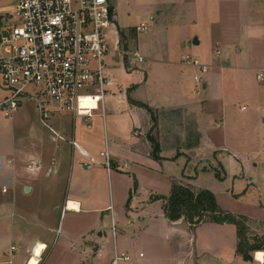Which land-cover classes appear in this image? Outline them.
Returning a JSON list of instances; mask_svg holds the SVG:
<instances>
[{
	"label": "crops",
	"instance_id": "obj_1",
	"mask_svg": "<svg viewBox=\"0 0 264 264\" xmlns=\"http://www.w3.org/2000/svg\"><path fill=\"white\" fill-rule=\"evenodd\" d=\"M185 1L187 0L182 2ZM244 1L251 5L254 0ZM214 2L223 5L228 4L229 0H214ZM173 6L174 13L176 5ZM262 7L264 9V6ZM179 11L186 12L188 10L181 8ZM115 18L118 22L116 11ZM195 18L196 16H193L191 18L193 21L189 20L188 23L192 21L191 25H193ZM227 18L228 14L224 20L226 21ZM156 19L155 16L152 17V20ZM262 19L254 22L255 24L250 23L254 28L251 32L253 38L256 36L264 39V12ZM145 24L148 26V30L138 31L137 27H134V31L132 29L133 33L137 30L139 36L140 32H150L151 27L147 23ZM157 27L158 39L161 43L158 52L163 56L165 67H161L160 77L154 79V83L157 87H162V84H164L163 91H161L162 96L161 94L155 96L149 88L150 84L148 85L142 78L137 83H128L120 94L116 93L117 87H119L118 76H122L123 72L128 74L136 72L129 70L134 61L131 62L115 56L120 60L114 57L108 69V74L114 80L115 85L112 93L104 98L106 116L103 120L105 121L107 118V98L115 100L116 103L113 104L118 105L120 110H128L132 113V115H129L130 120L125 118L127 125L125 127L121 126L119 130H114L112 140L110 141L108 138L105 141V151L112 157L110 168H107L104 163L101 164L94 160L91 153L96 143L95 141H86L83 134L78 140H76L74 134L71 139L72 142L64 141L65 139L60 137L62 143L59 142L56 146L57 139H43L36 133L37 128L31 127L29 131L25 130L29 132L28 135L31 137V143L26 151L32 150V157L38 156L35 158L39 160L33 158V160L27 161L25 168L29 170V173H21V161H26V158L24 154L18 155L22 152L15 145L17 139L22 138L21 128L16 124H18V113L22 110L25 100L14 115L11 117L5 115L12 120L14 125L12 130L14 156L13 158L5 157L3 154L0 156V189L2 193L7 195L12 190L15 197L19 187L21 189L30 187V192L22 191L23 194L35 193L39 196L52 193L55 200L50 204L52 207L48 208L47 211L58 212L61 204L64 217L61 219L64 223L62 226L61 224L56 226L42 221L41 217L38 216L36 219L42 227L32 223L31 226L26 221L24 225L28 226V229H24L25 232L33 227L39 228L41 233L39 234L38 231L32 237H24V251L18 255L14 254L17 251L14 246L10 248L12 253L2 252L0 249V264H29L30 258L34 255L39 260V264H113L116 257L122 256L129 257V260H119L118 264H264V258H258V254L263 253L264 255V251L255 253L253 262H245L237 254L238 238L234 225L204 223L192 229L185 220L171 222L166 218L164 212L166 201L164 199L160 200V198L170 196L172 184L174 181H178L175 179H178L181 174L182 177L179 179L183 178L184 181H191V187L195 190H203V188L195 185V181L199 179L197 171L200 168H203V171L215 172V167L223 170L222 163L228 159V156V160H232L230 158L241 159L243 156V153L240 152L242 148L238 150L229 145L228 135L230 132H237V137L242 138L239 147L249 145L250 141L254 144V147L245 152L244 156H253V168H259L260 157L264 156V107L259 110L248 107L247 104L243 103L239 106L240 112L244 114L251 111L248 113L249 116L244 115L246 117H243L241 115L243 120L230 121L229 105L227 103L229 90L231 86L234 87V82L239 93L240 86L238 88V84L241 85L245 82L238 71L249 59L246 44L250 34L248 33L249 37H247V33L244 34L241 29H238L239 42L227 38L230 41L228 44L229 54L224 55L221 61L217 62L212 60L205 52H198L201 62L196 57L186 54L187 50L191 51L193 50L192 47H198L201 44V38L197 37L195 38L198 39V44L194 43L195 32H190L192 31L191 27L189 28L190 31L182 35V41L175 38L177 44L175 50H178V48L183 49L179 57L181 59L177 58L174 44L172 48L170 41H173V36L168 28ZM231 27L227 28L226 25L225 30L228 31ZM213 28L214 26L210 27L211 31ZM161 30L164 35H162ZM217 30L218 36L224 31L222 28ZM118 37L120 39L119 33ZM222 39L223 37L218 39L220 45L224 43ZM237 43L241 44L237 45ZM217 54L221 55L222 52L217 50ZM185 57L199 60L201 65L207 67V71L202 72L200 67L184 62ZM146 61L145 58L144 62ZM187 67L196 68L202 73L221 70L219 75L212 72L208 75V79L214 83L216 78L220 77V80H217L215 93L208 96V99L200 100L197 103L192 100L189 103L186 95L188 92H185V88H189L190 85V79L184 71V68ZM253 69L256 71L257 81H262L264 75L261 79L258 78V75L264 70V67ZM194 77L197 83L194 84V93L198 94L200 90L206 92L209 89V81L203 79L204 82L199 86L198 83L201 84V79L197 76ZM230 83L231 85H229ZM167 90L169 93L166 92ZM231 91L230 95L234 94V90ZM238 92L236 93L237 96L240 95ZM5 97V93L0 90V103ZM130 99L148 106L153 111L157 118L155 128L153 127L152 114L145 108L132 103ZM184 107L189 108L190 114L183 111ZM196 112L199 114L197 121L194 118ZM180 115L185 116V119H180ZM191 116L194 119H192V123L190 122ZM72 119L76 129L78 118ZM80 119L87 124L83 118ZM42 120L46 130L52 129L51 125L48 124L52 121L50 118L47 120L42 118ZM121 120L123 121V119ZM53 124H60V121H53ZM250 124L253 126L256 124L257 128L262 129L261 138L260 136L257 139L251 138L250 133H247L248 136H246L244 127ZM96 127L101 129L100 120L96 122ZM104 128L107 130L106 124ZM240 128L245 132L244 136L239 133ZM54 131L62 136L55 127ZM108 133L110 134V130ZM150 135L154 139L156 138L159 143L160 160H156L152 156L151 145L148 140ZM216 137L218 142L215 140ZM87 139L89 140V138ZM75 147L78 148L82 158L78 164L75 162ZM70 149L71 157H69ZM102 158L104 159V157ZM180 159H183L181 163L182 170H179L178 166V171H172L171 169L174 168H171V165L179 162ZM32 161H34V166L29 168ZM80 163H83L85 168L81 167L83 164L80 165ZM172 172L177 175L170 176ZM162 180L171 183V186L169 184L165 185V192L170 191L168 195L162 194L159 190V184ZM63 183L66 186L65 193L61 191L59 193L60 189H57L56 192L55 188ZM242 183H244L243 188L239 193H235V189L228 188L223 194L231 205L229 208H223L220 205L217 194L210 189H204L211 191L216 196L220 207L225 211L237 216H244L248 218L249 223L264 227V176H258L256 179L253 173L247 177L246 182L242 181ZM245 186L247 188H244ZM109 188L112 191L113 206L108 204L105 193ZM251 188L255 190L254 193L248 192ZM69 203H74L77 206L76 209H70ZM4 205L6 207L9 204L8 202H0V215H5V213L14 210L16 211H14L15 216L21 215V210L17 212V208L6 212L3 209ZM109 208L114 211L112 226L115 224L116 228L119 224L122 227L120 233L115 230L112 239L106 231H103V228H106L104 219L109 217L108 212V215H104V211ZM56 232L60 234V240L50 245L48 239H51V236ZM13 237L14 234H11V238ZM39 244L46 246L43 252L36 250ZM140 254H144V256L140 257ZM257 259L262 260V263Z\"/></svg>",
	"mask_w": 264,
	"mask_h": 264
},
{
	"label": "rangeland",
	"instance_id": "obj_2",
	"mask_svg": "<svg viewBox=\"0 0 264 264\" xmlns=\"http://www.w3.org/2000/svg\"><path fill=\"white\" fill-rule=\"evenodd\" d=\"M183 0H113L112 4L114 7V10L116 11L117 15V21L115 18V25L116 30H118V33L120 35V41H121V47L128 51L132 52H139L144 58L147 59L144 63H138L134 62L129 70L136 71L133 74H128L126 72H123L122 76H118L119 81L118 85L119 87L117 90V94H120L124 88L128 85L130 82L137 83L142 78L144 79L148 85L150 84L149 88L151 89L152 93L156 95L162 96L163 87L164 84H162V87H157L154 83V79H156L158 76L160 77L159 73L161 71V67L164 66L163 62V56L161 53L158 52L160 48V39H158L157 34V26H161L164 28H168L169 32L173 36V41H170L172 43V48L174 44V50H175V38L176 40H183L182 35H185L188 31H190V27L192 29V32H195V37L201 38V44L198 47H192L193 50L186 51V54H189L190 56L196 57L199 59L198 52H205L212 60H215L217 62L221 61L224 55H227L230 53L229 50V40H233L236 42H239V30L241 29L242 33H247V37L250 38L247 40V54L249 56V59L246 60V63L244 66H241L242 69L238 71L240 73L242 80L245 79V82L241 84L242 80L240 81V84H238V88L240 86V93L236 89V85L234 82V87L231 86V89L229 90L230 93L228 95V105H229V120L234 121L236 119L243 120V117L249 116V112H245L244 114L240 112L239 106H241L243 103L247 104L248 107H253L255 109L261 110L262 107H264V79L262 81H257L256 79V71L253 68H259L264 67V39L258 38V37H252L251 32L253 31L252 25H250L251 22H258L259 20H263V12L264 9L262 6H264V0H254L251 2V5L245 2L244 0H229L228 4L216 3L214 0H187L185 2H182ZM173 5H176V9L173 13ZM14 8V2L13 0H0V34L5 30V24L2 21V16L6 13H11ZM181 8L187 9L188 11L182 12L179 11ZM179 9V10H178ZM251 10V11H249ZM228 14V18L225 21L224 18ZM155 16L157 19L152 20V17ZM193 16H196L194 19L195 23L191 25V22L193 21L191 18ZM248 19V20H247ZM251 19V20H250ZM189 20H192L190 23ZM144 22L147 23L151 27V31L148 33H139L138 31H134V27L140 26V24ZM12 23V22H11ZM9 23V24H11ZM221 24V26H219ZM255 24V23H254ZM214 26V28L210 29V27ZM227 25V28L232 26L228 31L225 30V26ZM218 28L224 29L223 33L218 36ZM133 29V31H132ZM113 32V33H112ZM110 35V44L114 45L117 38V33H115V30H113ZM240 32V33H241ZM133 33V34H132ZM162 35H164V32L161 30ZM249 33V34H248ZM200 36V37H199ZM223 37L224 43L220 45L218 39ZM227 38L229 40H227ZM169 41V39H168ZM219 44V45H218ZM231 44V43H230ZM241 44V43H237ZM171 45V44H170ZM232 45V44H231ZM218 47V48H217ZM187 47L185 46V49ZM183 49L175 50V53L177 55V58L180 57V53ZM217 50H220L222 52L221 55L217 54ZM177 51V52H176ZM5 55L4 50L0 47V58ZM200 55V54H199ZM115 56L111 57L109 56L108 61H112V59ZM115 59L120 60V58L115 57ZM181 59V58H179ZM200 60V59H199ZM132 62L133 60L130 59ZM201 61V60H200ZM202 62V61H201ZM121 69V68H120ZM184 71L186 73V76L190 79V85L189 88H185V92L188 94L187 99L189 103L194 100L196 103L200 100H206L208 99V96L211 94H214L216 91V84L217 80H220V77L216 78V82L214 83L210 79H208V75L212 73H217V75L221 74V70H211L207 73H202L200 70L192 67L184 68ZM194 76H197L201 79V84L198 83L199 86L202 85L204 82L203 79H207L209 81V89L206 92H203L200 90L198 94L194 93L195 89V80ZM197 84V83H196ZM147 85V86H148ZM231 85V83L229 84ZM228 85V88H229ZM156 86V87H155ZM0 90L4 91L1 83H0ZM231 90H234V94H231ZM171 91V89H170ZM169 93V91H166ZM239 93L240 95L237 96L236 93ZM245 94V95H243ZM6 95V93H5ZM24 105L22 110L18 113V124L16 126H20L22 134V138L19 140L18 138L16 141V147L18 146L21 149L22 153L24 154L26 161H21V173H29L27 170L26 165L27 161L36 159L39 160L38 156L32 157V150H28L29 144L31 143V137L28 135V131L31 129V127L37 128V134L41 136L43 139L52 138L53 140L57 139L58 141L55 143L57 146L58 143H62L60 141V137H63L65 139L64 141H70L72 142V137L75 134L76 140L79 139L81 134H83V137L86 141H95L96 146L92 150L91 156L94 158L96 162H100L101 164L104 163L106 165V159L101 157L102 152L105 151V141L109 138L110 141L112 140V132L114 130H119L121 126L125 127L126 121L125 118L130 120V116L132 115L131 112H128V110H120V107L113 103H116L115 100H112L111 98L106 99V107H107V118L104 121L102 118H93V120L90 122L91 126L88 127L87 124L84 123V121L80 118L76 120V129L73 124V117L71 115L66 114H60L59 111H57L54 107H46V110L49 112V118L51 121L48 122L49 125H51L50 130H46L43 126V120L41 111L38 107V103L36 99H28L24 101ZM114 106V107H113ZM113 107V108H111ZM184 112H188L190 114V110L187 107H184ZM251 110V109H250ZM182 113V112H181ZM180 113V114H181ZM242 115V116H241ZM246 115V116H244ZM199 114L196 112L194 114L195 121H197ZM257 116V114H256ZM123 119V121L121 120ZM180 119H185V116L180 115ZM192 116L190 119V122L192 123ZM101 121V129L96 127V122ZM194 120V119H193ZM228 120V119H227ZM228 120V121H229ZM42 121V122H41ZM49 121V120H48ZM53 121H60V124H53ZM256 122V120H255ZM20 124V125H19ZM98 124V123H97ZM107 126V130L104 128V126ZM243 124V123H242ZM24 125V126H21ZM13 123L12 120L7 118L4 114V112L0 109V156L3 154L5 157H12L13 154ZM60 126V127H57ZM192 126V125H191ZM54 127L62 134V136H59L56 131H54ZM196 127V126H195ZM241 127V125H240ZM89 128V129H88ZM28 131H25V130ZM76 130V132H75ZM110 130V134L108 133ZM192 130V129H191ZM261 128L256 126V124L253 126L252 124L246 125L244 127V131L246 132V136L250 133V137L257 139L258 136L260 138L261 135ZM239 130V133L244 136L245 132ZM25 132L26 135H25ZM192 132V131H191ZM237 132H230L228 135V141L229 145L233 148H236L239 150V148H242L240 152L243 153V156L241 159L237 160L235 158H230L232 160L226 159L223 161V170H219L218 167L214 168L215 172L212 171H203V168H200L199 171H197V176H199V179L195 181V185L199 188H206L210 189L213 193L217 194L219 196L220 205L223 208H229L231 207L230 203L227 201V199L223 196L226 189H232L235 191V193H239L241 188H243L242 181L246 182L247 177L252 175L254 173L255 178L257 179L258 176L262 177L264 176V156L260 157L259 160V168L255 169L253 168V156H244L245 152L249 151L254 147L253 143L249 142V145H243L239 147V142L242 138H238L236 135ZM248 133V134H247ZM89 138V140L87 139ZM154 140V137L150 135L148 137V140L150 141V147L153 153L154 147L151 142ZM156 139V138H155ZM216 142H218V138H215ZM222 141V139H221ZM157 142V139H156ZM65 143V142H64ZM71 147V145H70ZM160 147V146H159ZM160 154V152H159ZM69 157H71V149L69 150ZM81 156L79 154V150L77 147H75V162L76 164L79 163L81 160ZM110 159L112 161V157L110 156ZM110 161V163H111ZM183 159H180L179 162L175 163L174 165H171L172 171H178L182 170V163ZM83 163H80V165ZM112 164V163H111ZM81 167H84V164L81 165ZM85 168V167H84ZM206 168V167H205ZM222 169V168H221ZM180 174V171H179ZM178 174V175H179ZM222 174V175H221ZM32 175V172H31ZM177 175L174 172L171 173L170 176ZM220 175V176H219ZM257 176V177H256ZM167 177V176H166ZM182 177V174L178 177L177 183H181L185 187H191L192 182L189 180L184 181L185 179H179ZM222 177V178H220ZM166 180V179H164ZM61 183V181H60ZM165 181H161L159 184V190L162 194L168 195L170 191L167 193L165 192L166 188ZM247 184V183H245ZM125 185V180H124ZM171 186V183L169 184ZM234 185V186H233ZM106 187V185H105ZM244 188H247L246 186ZM56 192L59 190L62 193H65L66 186L64 183L58 187L55 188ZM25 192V188L21 189V187L18 188V193H15V197L13 194V191H10V194H3L0 189V202H8V206L3 207V209L7 212L8 210H14L15 208L18 209L17 212L21 210V215H16L14 211L5 213V215H0V249L2 252H10L11 246H14L17 251H15L14 254L18 255L20 253H23L24 251V237H32L36 233H41V230L38 228L30 227V230L28 232H25V230L28 229V226L24 225L26 221L31 223L33 225L38 224L40 227H42L41 224L37 221L36 217H41L40 219L45 222H49L50 224H55L56 226H59L64 223L62 215V205L60 204V211H47L48 208H51L52 202L55 200V196L51 194H43V195H37L35 193L33 194H23ZM255 190L252 188L249 189L248 192L254 193ZM108 204H111L113 206V200L112 191L109 188V190L105 191ZM2 204V203H1ZM20 208V209H19ZM235 208V207H234ZM16 212V211H15ZM109 217L104 219L106 221V224L104 225L106 228H103V231H106L112 239V235L114 231L112 230V216L113 212L111 208L104 211V215H108ZM24 215V217H22ZM40 215V216H39ZM64 218V217H63ZM32 226V225H31ZM249 227V237L251 238H261L264 237V227H259L257 225H254L252 223L248 222ZM122 227L118 224L115 230L118 231V233L121 232ZM188 228V227H187ZM192 228V227H191ZM194 229V228H192ZM11 234H14V237L11 238ZM51 235V234H50ZM60 234H53L51 236L50 245L57 243L60 240ZM112 241V240H111ZM46 249V246L43 244H39L36 248L38 251H44ZM35 250V251H36ZM12 253V252H10ZM255 254V253H254ZM13 255V254H12Z\"/></svg>",
	"mask_w": 264,
	"mask_h": 264
},
{
	"label": "built area",
	"instance_id": "obj_3",
	"mask_svg": "<svg viewBox=\"0 0 264 264\" xmlns=\"http://www.w3.org/2000/svg\"><path fill=\"white\" fill-rule=\"evenodd\" d=\"M112 1L14 0L13 11L2 16L5 30L0 42L5 52L0 58V83L6 93L0 109L7 117L24 100L36 99L44 120L49 118L47 106L83 118L89 126L95 117L105 119L104 98L115 85L108 74L109 56L145 61L139 52L121 47L118 38L110 44V32L115 30L118 37ZM137 30L146 31L148 26L141 23ZM184 62L207 71L197 59L185 57ZM263 75L264 70L258 78ZM101 156L110 168L109 153ZM33 166L34 161L29 168ZM112 227L115 232V224ZM119 260L129 257H116L113 264Z\"/></svg>",
	"mask_w": 264,
	"mask_h": 264
},
{
	"label": "trees",
	"instance_id": "obj_4",
	"mask_svg": "<svg viewBox=\"0 0 264 264\" xmlns=\"http://www.w3.org/2000/svg\"><path fill=\"white\" fill-rule=\"evenodd\" d=\"M136 105L145 108L152 114L154 128L157 118L153 111L146 105L136 103ZM154 150L152 156L156 160H160L159 143L152 140ZM220 176V175H219ZM222 178V177H220ZM164 199V212L166 218L171 222L185 220L192 228L198 227L204 223L215 224H232L237 230V254L242 257L245 262L254 261V253L264 251V237H249L248 218L237 216L222 209L216 199V196L209 190H195L192 187H185L181 183L174 181L172 184L171 194Z\"/></svg>",
	"mask_w": 264,
	"mask_h": 264
},
{
	"label": "bare ground",
	"instance_id": "obj_5",
	"mask_svg": "<svg viewBox=\"0 0 264 264\" xmlns=\"http://www.w3.org/2000/svg\"><path fill=\"white\" fill-rule=\"evenodd\" d=\"M76 207L77 206L74 203H69V208L70 209H76ZM258 258L259 259H263L264 258L263 253H259L258 254ZM29 264H39V260L35 257V255L30 258Z\"/></svg>",
	"mask_w": 264,
	"mask_h": 264
},
{
	"label": "water",
	"instance_id": "obj_6",
	"mask_svg": "<svg viewBox=\"0 0 264 264\" xmlns=\"http://www.w3.org/2000/svg\"><path fill=\"white\" fill-rule=\"evenodd\" d=\"M1 36H2V35L0 34V42H1ZM194 43L197 45V44H198V39L195 38V39H194ZM30 190H31L30 187H25V192L28 193V192H30Z\"/></svg>",
	"mask_w": 264,
	"mask_h": 264
}]
</instances>
